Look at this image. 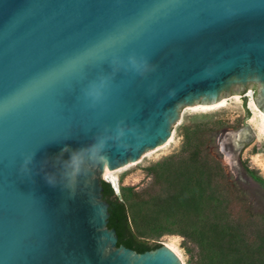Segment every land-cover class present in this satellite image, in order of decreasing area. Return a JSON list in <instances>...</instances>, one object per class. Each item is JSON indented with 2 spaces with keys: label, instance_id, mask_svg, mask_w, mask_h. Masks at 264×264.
I'll use <instances>...</instances> for the list:
<instances>
[{
  "label": "water",
  "instance_id": "1",
  "mask_svg": "<svg viewBox=\"0 0 264 264\" xmlns=\"http://www.w3.org/2000/svg\"><path fill=\"white\" fill-rule=\"evenodd\" d=\"M234 85L264 109V0H0V264H182L118 245L104 172Z\"/></svg>",
  "mask_w": 264,
  "mask_h": 264
},
{
  "label": "rangeland",
  "instance_id": "2",
  "mask_svg": "<svg viewBox=\"0 0 264 264\" xmlns=\"http://www.w3.org/2000/svg\"><path fill=\"white\" fill-rule=\"evenodd\" d=\"M223 107L184 105L172 140L116 169L110 183L149 245H171L182 264H264V109L234 85ZM247 129L238 149L231 131ZM237 149V150H236Z\"/></svg>",
  "mask_w": 264,
  "mask_h": 264
},
{
  "label": "trees",
  "instance_id": "3",
  "mask_svg": "<svg viewBox=\"0 0 264 264\" xmlns=\"http://www.w3.org/2000/svg\"><path fill=\"white\" fill-rule=\"evenodd\" d=\"M253 177L264 185L263 177L257 174H254ZM103 188L104 199L109 203L110 217L108 227L116 230L118 245H123L138 253L159 248L161 244L149 245L137 236L134 229L135 218L130 215L125 202L115 194L110 183L103 182Z\"/></svg>",
  "mask_w": 264,
  "mask_h": 264
},
{
  "label": "bare ground",
  "instance_id": "4",
  "mask_svg": "<svg viewBox=\"0 0 264 264\" xmlns=\"http://www.w3.org/2000/svg\"><path fill=\"white\" fill-rule=\"evenodd\" d=\"M226 100L222 99L219 101H216L212 104H207V105H201L198 108L204 109V110H211V109H215V108H219V107H223L226 103ZM264 119V116H263ZM247 135V129H243L240 131H231L227 134V137L230 136L229 140H231V142L236 146V148L238 149V143L240 140H243L246 138ZM172 140V138H170L167 142V144ZM236 149V150H237ZM132 164V163H129ZM128 164V165H129ZM124 167V166H123ZM127 167V166H126ZM116 173V171L114 170H110L108 167H106L105 172H104V179L110 181L113 184H116L117 179L114 176ZM167 245V244H166ZM172 251H174L177 255L178 253L176 252L175 248L171 245H167ZM179 256V255H178ZM180 257V256H179Z\"/></svg>",
  "mask_w": 264,
  "mask_h": 264
}]
</instances>
